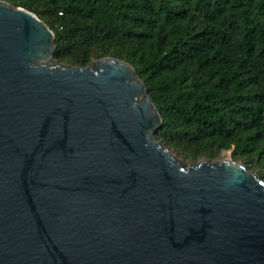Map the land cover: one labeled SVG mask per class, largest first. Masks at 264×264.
<instances>
[{"label": "water", "instance_id": "obj_1", "mask_svg": "<svg viewBox=\"0 0 264 264\" xmlns=\"http://www.w3.org/2000/svg\"><path fill=\"white\" fill-rule=\"evenodd\" d=\"M55 50L0 0V264H264V179L173 154L130 63Z\"/></svg>", "mask_w": 264, "mask_h": 264}, {"label": "trees", "instance_id": "obj_2", "mask_svg": "<svg viewBox=\"0 0 264 264\" xmlns=\"http://www.w3.org/2000/svg\"><path fill=\"white\" fill-rule=\"evenodd\" d=\"M55 34L54 58L130 63L191 163L234 149L264 174V0H2Z\"/></svg>", "mask_w": 264, "mask_h": 264}, {"label": "rangeland", "instance_id": "obj_3", "mask_svg": "<svg viewBox=\"0 0 264 264\" xmlns=\"http://www.w3.org/2000/svg\"><path fill=\"white\" fill-rule=\"evenodd\" d=\"M102 58H103V57H102ZM98 59H100V58H96V57L94 56V57L91 58L90 63H92L93 61L98 60ZM54 60H55L56 62L60 63V64L68 65V64H66V63H61V62L57 61L55 58H54ZM90 63H89V64H90ZM68 66H69V65H68ZM138 77H139V76H138ZM157 131H158V129H157ZM157 131H156V132H157ZM156 132H155V134H156ZM158 140H159V139H158ZM162 142H163V141H162ZM163 143H164V142H163ZM164 144H165V143H164ZM165 145H166V144H165ZM170 149H171V148H170ZM171 151H172L173 154L177 155L179 158L183 159V160L186 161V162L191 163V162L189 161V159H188L185 155H181V154L177 153V152H176L175 150H173V149H171ZM219 158L232 159V160H235V161H238V162H242L243 164H245V165L247 166V168H248L250 171L256 173L257 175L261 176L262 179H264V174H263V175L260 174V173H259L260 171H259L255 166L250 165V164H246L242 158H235V156H234V149H233V148L228 149V150H222L219 154H217V155H216L214 158H212V159H209V158H206V157H202L201 159H207V160L213 162V161H215V160H218ZM201 159H199V160H201ZM199 160H198V161H199ZM198 161H197V162H198Z\"/></svg>", "mask_w": 264, "mask_h": 264}]
</instances>
